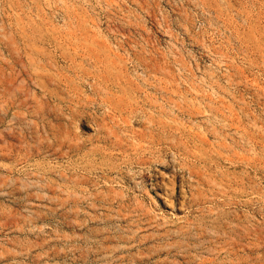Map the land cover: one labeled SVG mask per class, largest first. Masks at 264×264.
<instances>
[{
  "label": "rangeland",
  "instance_id": "1",
  "mask_svg": "<svg viewBox=\"0 0 264 264\" xmlns=\"http://www.w3.org/2000/svg\"><path fill=\"white\" fill-rule=\"evenodd\" d=\"M0 264H264V0H0Z\"/></svg>",
  "mask_w": 264,
  "mask_h": 264
}]
</instances>
